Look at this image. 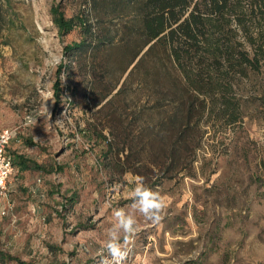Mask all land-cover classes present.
<instances>
[{
  "label": "rangeland",
  "instance_id": "1",
  "mask_svg": "<svg viewBox=\"0 0 264 264\" xmlns=\"http://www.w3.org/2000/svg\"><path fill=\"white\" fill-rule=\"evenodd\" d=\"M57 5L67 17L89 7L0 0V129L14 131L13 162L20 155L46 167L24 176L14 164L0 198L14 203L0 215V264H100L113 211L132 212L137 177L161 194L164 210L158 224L134 213L123 264H264V66L226 79L232 90L191 119L171 161L153 150L174 105L151 109L133 89L114 98L134 63L123 73L106 54L93 64L87 47L67 55L83 33L59 31Z\"/></svg>",
  "mask_w": 264,
  "mask_h": 264
},
{
  "label": "trees",
  "instance_id": "2",
  "mask_svg": "<svg viewBox=\"0 0 264 264\" xmlns=\"http://www.w3.org/2000/svg\"><path fill=\"white\" fill-rule=\"evenodd\" d=\"M86 2L88 9L71 17L58 5L52 9L60 32L80 29L83 33L82 40L70 43L65 53L87 47L94 53L93 64L106 54L124 73L151 44L114 98L125 99L126 92L133 89L152 101L151 109L164 103L174 105L175 113L162 125L166 128L159 139L162 144L153 150L171 161L187 143L193 129L191 119L211 112L216 94L226 96L231 89L225 87L226 79L242 78L264 66V0ZM70 63L71 59L63 61L61 70L68 71ZM15 163L20 170L46 168L20 155Z\"/></svg>",
  "mask_w": 264,
  "mask_h": 264
},
{
  "label": "clouds",
  "instance_id": "3",
  "mask_svg": "<svg viewBox=\"0 0 264 264\" xmlns=\"http://www.w3.org/2000/svg\"><path fill=\"white\" fill-rule=\"evenodd\" d=\"M129 196L132 199L130 206L132 212H127L124 208L113 211L115 223L106 229L105 250L108 255L100 260V264H123L128 255L127 245L131 243V237L137 230L135 212L140 213L145 220L153 224H158L162 218L163 197L159 192L147 187L142 177L136 178L135 186L130 189ZM122 234L123 239H121Z\"/></svg>",
  "mask_w": 264,
  "mask_h": 264
},
{
  "label": "built area",
  "instance_id": "4",
  "mask_svg": "<svg viewBox=\"0 0 264 264\" xmlns=\"http://www.w3.org/2000/svg\"><path fill=\"white\" fill-rule=\"evenodd\" d=\"M14 136V131L11 128L0 129V198L7 189V184L14 171V162L12 156L8 152V146ZM8 205L2 210V215L7 213V210L12 208L9 201Z\"/></svg>",
  "mask_w": 264,
  "mask_h": 264
},
{
  "label": "crops",
  "instance_id": "5",
  "mask_svg": "<svg viewBox=\"0 0 264 264\" xmlns=\"http://www.w3.org/2000/svg\"><path fill=\"white\" fill-rule=\"evenodd\" d=\"M19 168V167H18ZM19 170H20V168H19ZM21 172H22V174L25 176V175H27V173H29L30 171H22V170H20ZM24 180H28V181H31V182H34L35 180H29L28 178H24ZM37 181H38V183L36 184V187H37V191L39 192L41 189H39L38 188V186H40L41 185V181H40V178H38L37 179ZM34 191H35V189H34ZM7 201H9L10 202V204L12 205V208L11 209H13V206H14V203L13 202H11V200H9V199H6V202L4 203L5 205H2V206H0V215H2V210L4 209V207L6 206V205H8V202ZM11 209H9V210H11ZM34 209H35V207H34ZM9 210H7V212H9ZM35 211V210H34ZM11 213V212H10ZM7 214V213H6ZM5 214V215H6Z\"/></svg>",
  "mask_w": 264,
  "mask_h": 264
},
{
  "label": "water",
  "instance_id": "6",
  "mask_svg": "<svg viewBox=\"0 0 264 264\" xmlns=\"http://www.w3.org/2000/svg\"><path fill=\"white\" fill-rule=\"evenodd\" d=\"M151 44H149L143 51H142V53L139 55V57L136 59V61L134 62V64L132 65V67L136 64V62L140 59V57L144 54V52L149 48V46H150ZM131 67V68H132Z\"/></svg>",
  "mask_w": 264,
  "mask_h": 264
}]
</instances>
